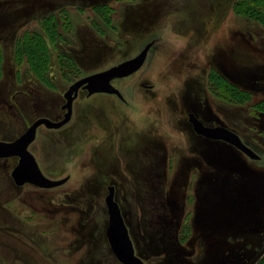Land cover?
Returning a JSON list of instances; mask_svg holds the SVG:
<instances>
[{
    "label": "rangeland",
    "instance_id": "1",
    "mask_svg": "<svg viewBox=\"0 0 264 264\" xmlns=\"http://www.w3.org/2000/svg\"><path fill=\"white\" fill-rule=\"evenodd\" d=\"M151 41L115 81L125 102L81 90L66 127H38L30 151L65 183L17 186L0 159V264H121L109 185L145 264H264V0H0V140L60 119L72 82ZM188 112L260 158L196 135Z\"/></svg>",
    "mask_w": 264,
    "mask_h": 264
},
{
    "label": "water",
    "instance_id": "2",
    "mask_svg": "<svg viewBox=\"0 0 264 264\" xmlns=\"http://www.w3.org/2000/svg\"><path fill=\"white\" fill-rule=\"evenodd\" d=\"M153 42H149L134 57L121 61L103 71L92 73L72 82L63 96L65 103L62 105L64 113L59 120L48 117L36 118L24 132L13 140H0V159L17 157V163L11 170V176L17 186L29 183L41 188H52L62 185L68 180V176L60 179L47 177L40 169L33 153L28 149L34 141L37 127L56 129L67 123L72 114V103L80 88L86 89L88 95L97 92L115 93L120 95L119 90L111 84L114 78L126 77L136 72L144 63L147 52ZM188 121L191 123L196 134L208 140L225 142L243 152L251 159H259L251 148L241 139L238 133L224 125H206L193 112L188 113ZM114 186H108L104 197L108 222L106 227V238L116 259L122 264H144V261L135 253L134 245L129 235L127 225L124 221L118 202L115 200Z\"/></svg>",
    "mask_w": 264,
    "mask_h": 264
},
{
    "label": "flooded vegetation",
    "instance_id": "3",
    "mask_svg": "<svg viewBox=\"0 0 264 264\" xmlns=\"http://www.w3.org/2000/svg\"><path fill=\"white\" fill-rule=\"evenodd\" d=\"M151 42H152V41H151ZM146 45H147V44H146ZM144 47H145V46H144ZM149 49H150V48H149ZM148 51H149V50H148ZM147 53H148V52H147ZM136 55H137V54H136ZM136 55H135V56H136ZM146 56H147V55H146ZM129 59H130V58H129ZM126 60H127V59H126ZM123 61H124V60H123ZM106 69H107V68H106ZM103 70H105V69H103ZM103 70H100V71H103ZM96 72H99V71H96ZM96 72H94V73H96ZM128 76H129V75H128ZM126 77H127V76H126ZM123 78H125V77H122V78H114V79L111 80V84H112L115 88H117V89L119 90L120 95L115 94V93H107V92H97V93H105V94H108V95H113V96L117 97L119 100H121L122 102H125V98H124L123 94L121 93L120 89H119V88L116 86V84H115V81H116V80H117V81H118V80H122ZM142 85H143V84H142ZM143 86H147L148 88H152L151 85H145V84H144ZM67 88H68V87H67ZM81 90L85 92V97H86V98H89L91 95L95 94V93H93V94L88 95L87 90H86V89H83V88H80V89L78 90V94H79V92H80ZM65 91H66V90H65ZM65 91H64V92H65ZM64 92H63V94H64ZM63 94H62V96H63ZM78 94H77V96H78ZM77 96L74 98V100L77 98ZM63 97H64V96H63ZM64 99H65V98H64ZM74 100H73V102H74ZM64 103H65V102H64ZM64 103H63V104H64ZM63 104H62V105H63ZM72 104H73V103H72ZM62 105H61V107H60L61 109H62ZM62 110H63V113H64V109H62ZM72 112H73V109H72ZM63 113H62V115H63ZM188 113H190V112H188ZM188 113H187V116H188ZM193 113H194V112H193ZM194 114H195V113H194ZM71 117H72V114H71ZM196 117H197V116H196ZM48 118H49V117H48ZM61 118H62V117H61ZM61 118H60V119H61ZM70 119H71V118H70ZM52 120H53V119H52ZM58 120H59V119H58ZM200 120H201V119H200ZM69 121H70V120H69ZM69 121H68V122H69ZM32 122H33V121H32ZM32 122H31V123H32ZM188 122H189V121H188ZM31 123H30V124H31ZM189 123H190V122H189ZM65 124H66V123H65ZM65 124H64V125H65ZM190 124H191V123H190ZM64 125H63V126H64ZM38 127H39V126H38ZM38 127H37V129H38ZM44 127H45V126H44ZM61 127H62V126H61ZM61 127H59V128H61ZM191 127H192V125H191ZM47 129H50V128H47ZM56 129H58V128H56ZM192 129H193V128H192ZM36 131H37V130H36ZM193 131H194V130H193ZM194 132H195V131H194ZM236 133H237V132H236ZM195 134H196V133H195ZM196 135H198V134H196ZM198 136H200V135H198ZM35 137H36V136H35ZM242 141H243V140H242ZM8 158H9V157H8ZM16 158H17V157H16ZM1 159H2V158H1ZM255 160H257V159H255ZM16 163H17V162H16ZM15 165H16V164H15ZM15 165H14V166H15ZM14 166H13V167H14ZM13 167H12V168H13ZM11 170H12V169H11ZM10 176H11V171H10ZM11 178H12V176H11ZM68 178H69V177H68ZM59 179H60V178H59ZM12 180H13V178H12ZM13 182H14V180H13ZM25 184H29V183H25ZM23 185H24V184H23ZM31 185H32V184H31ZM59 186H60V185H59ZM109 186H110V185H109ZM112 186H114V185H112ZM56 187H57V186H56ZM114 189H115V187H114ZM107 191H108V186H107ZM108 244H109V243H108ZM134 249H135V248H134ZM112 253H113V252H112ZM135 253H136V252H135ZM113 255H114V254H113ZM136 255H137V254H136ZM114 256H115V255H114ZM115 258H116V257H115ZM140 258H141V257H140ZM141 259H142V258H141ZM142 260H143V259H142ZM117 261H118V260H117ZM118 262H119V261H118ZM121 264H122V263H121ZM144 264H145V263H144Z\"/></svg>",
    "mask_w": 264,
    "mask_h": 264
},
{
    "label": "bare ground",
    "instance_id": "4",
    "mask_svg": "<svg viewBox=\"0 0 264 264\" xmlns=\"http://www.w3.org/2000/svg\"><path fill=\"white\" fill-rule=\"evenodd\" d=\"M148 55V54H147ZM147 56H146V58H145V61H144V63L141 65V67L136 71V72H134V73H132V74H130L129 76H127V77H125V78H123V80H122V82H126V81H130V80H132L138 73H140L144 68H145V65H146V63H147ZM123 96H124V98L127 100V98L125 97V95L123 94ZM101 97H113L115 100H116V98L113 96V95H108V94H105V93H95V94H93V95H91L89 98H92V102L93 101H96V100H93V99H96V98H101ZM73 104H74V102H73ZM73 104H72V109H73ZM71 120V119H70ZM70 122V121H69ZM69 122H67L64 126H62V128L63 127H66V125H68L69 124ZM37 139H38V131H36V137H35V139H34V141L32 142V144L33 143H35L36 141H37ZM29 147H30V145H29ZM28 147V149L30 150V148ZM235 148V147H234ZM236 150H238L239 152H241L239 149H237V148H235ZM33 153V152H32ZM242 154H244L243 152H241ZM33 155L35 156V154L33 153ZM245 155V154H244ZM246 156V155H245ZM246 157H248V156H246ZM35 158H36V160H37V162H38V165H39V167H40V169H41V171L43 172V170H42V167H41V164H40V162H39V160H38V158L35 156ZM249 158V157H248ZM44 173V172H43ZM45 174V173H44ZM106 206V205H105Z\"/></svg>",
    "mask_w": 264,
    "mask_h": 264
},
{
    "label": "trees",
    "instance_id": "5",
    "mask_svg": "<svg viewBox=\"0 0 264 264\" xmlns=\"http://www.w3.org/2000/svg\"><path fill=\"white\" fill-rule=\"evenodd\" d=\"M60 66H61V64H60Z\"/></svg>",
    "mask_w": 264,
    "mask_h": 264
}]
</instances>
